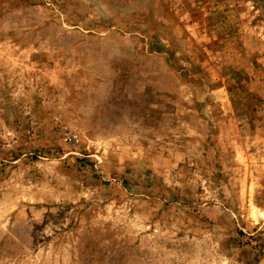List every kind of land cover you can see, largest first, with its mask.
Returning a JSON list of instances; mask_svg holds the SVG:
<instances>
[{"label":"rangeland","instance_id":"rangeland-1","mask_svg":"<svg viewBox=\"0 0 264 264\" xmlns=\"http://www.w3.org/2000/svg\"><path fill=\"white\" fill-rule=\"evenodd\" d=\"M0 264H264V0H0Z\"/></svg>","mask_w":264,"mask_h":264}]
</instances>
